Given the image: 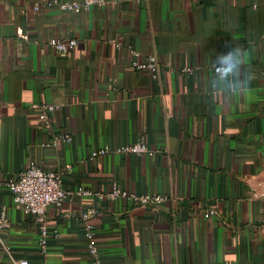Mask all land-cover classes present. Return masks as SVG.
<instances>
[{"label": "crops", "instance_id": "1", "mask_svg": "<svg viewBox=\"0 0 264 264\" xmlns=\"http://www.w3.org/2000/svg\"><path fill=\"white\" fill-rule=\"evenodd\" d=\"M39 1L0 0V183L31 164L70 166L64 190L93 196L48 209L44 252L39 226L0 189V264H91L90 208L103 264H264V0H107L70 13L36 12ZM57 39L77 45L60 54ZM150 56L157 77L134 67ZM45 106L57 107L51 128ZM140 140L147 154L117 152ZM115 185L166 201L111 200Z\"/></svg>", "mask_w": 264, "mask_h": 264}, {"label": "built area", "instance_id": "2", "mask_svg": "<svg viewBox=\"0 0 264 264\" xmlns=\"http://www.w3.org/2000/svg\"><path fill=\"white\" fill-rule=\"evenodd\" d=\"M107 0H41L33 6V10L39 12L42 7L54 8L61 13L89 12L95 7H102ZM21 38L22 35H19ZM52 47L60 54H66L74 49L77 45L75 40L62 41L54 40ZM134 56L138 53L130 49ZM134 67L140 71H147L153 77H157L160 71L159 60L156 56H150L145 63H134ZM57 107L45 106L42 112V118L45 126L51 128L50 115ZM65 142H71L72 138L68 135L61 136ZM49 147V144L43 145ZM107 149H102L98 154L107 153ZM118 153L143 155L149 152V147L143 140L135 144L122 147L117 150ZM70 166L57 171H44L39 167L31 164L25 171L21 172L17 178L9 179L0 183V189H6L11 192L13 202L16 209L21 210L26 216L34 219L39 226L41 232L40 246L44 250L48 244V229L46 226L47 211L50 207H60L71 196L78 195L82 197L93 196L91 192L84 189L72 193L64 190V179L70 170ZM100 197V196H99ZM107 198L111 200L123 199L133 206L150 207L154 211L166 201V197L162 195H136L121 190L118 186H114ZM215 211L205 213V218L209 219L215 216ZM97 215L95 208L88 209L82 216L83 234L86 242L87 253L91 259V264H103L100 249L95 242L94 227L92 219ZM9 227V221L6 210L0 216V231ZM15 264H29L27 260L15 261Z\"/></svg>", "mask_w": 264, "mask_h": 264}]
</instances>
